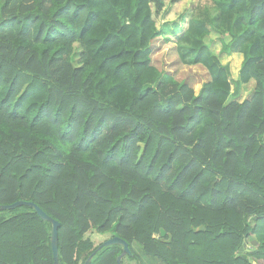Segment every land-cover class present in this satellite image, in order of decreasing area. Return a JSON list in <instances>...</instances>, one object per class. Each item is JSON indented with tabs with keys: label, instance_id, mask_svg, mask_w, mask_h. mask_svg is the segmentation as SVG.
Instances as JSON below:
<instances>
[{
	"label": "trees",
	"instance_id": "obj_1",
	"mask_svg": "<svg viewBox=\"0 0 264 264\" xmlns=\"http://www.w3.org/2000/svg\"><path fill=\"white\" fill-rule=\"evenodd\" d=\"M166 34L197 93L154 64ZM20 201L60 223V264H118L115 237L122 264H264V0H0V207ZM51 236L1 211L0 264H54Z\"/></svg>",
	"mask_w": 264,
	"mask_h": 264
},
{
	"label": "rangeland",
	"instance_id": "obj_2",
	"mask_svg": "<svg viewBox=\"0 0 264 264\" xmlns=\"http://www.w3.org/2000/svg\"><path fill=\"white\" fill-rule=\"evenodd\" d=\"M184 8L185 6L182 5L177 10L178 14L182 13V11H184ZM185 15L189 17L190 14L186 12ZM160 23L161 25L163 24L162 22ZM179 25L182 26L183 29H185V23H179ZM165 39H172V41H168ZM173 39L174 38H172L170 35H167V36H164L163 38H158L157 40L154 41L153 43L154 64L158 68L163 69V72H164V75H166V78L183 82L186 85L190 86L197 93L199 89L201 88L202 84L206 83L209 80L208 73L201 66H195V67L184 66L179 60L178 53H177V46L175 45ZM225 40L229 41L230 37L226 36ZM207 42L211 44L212 53L214 55H219L222 44H221V41H219L218 34L213 33L207 39ZM80 53H81V48L78 45H75V55H74L75 65H78L77 61L79 60ZM220 60L223 64H230V67H232L234 71L236 70L237 65L239 63L237 56H233L232 58H229L226 55H223V56H220ZM237 76L238 75H236V72H235V77L238 78ZM246 91L248 92V95H249V93L251 92V88L248 87ZM126 264H135V263L130 262L129 260H126Z\"/></svg>",
	"mask_w": 264,
	"mask_h": 264
},
{
	"label": "water",
	"instance_id": "obj_3",
	"mask_svg": "<svg viewBox=\"0 0 264 264\" xmlns=\"http://www.w3.org/2000/svg\"><path fill=\"white\" fill-rule=\"evenodd\" d=\"M23 206H28L32 209L35 210V212L39 215V217L45 221V222H50L52 224V236H51V246H52V252H53V260L54 264H60V253H59V241H58V231L60 228V223L51 217H49L42 209H40L36 204L34 203H29V202H17L13 205H8V206H3L0 207V212L1 211H10V210H15L17 208L23 207ZM204 230V227H200L197 232ZM167 233L164 230H161V236L162 238H165ZM166 243H171L172 242V236H169V239L165 241ZM114 245H119L123 248V253L117 258V263L122 264V259L126 257L127 255H131V251L129 248V245L127 242L120 238H112L109 239L107 242H105L102 246L99 247V250L105 248V247H110ZM96 255V252L91 255L88 260L86 261L85 264H91L94 256Z\"/></svg>",
	"mask_w": 264,
	"mask_h": 264
},
{
	"label": "crops",
	"instance_id": "obj_4",
	"mask_svg": "<svg viewBox=\"0 0 264 264\" xmlns=\"http://www.w3.org/2000/svg\"><path fill=\"white\" fill-rule=\"evenodd\" d=\"M233 56H237L238 57V61H239V63H238V65H237V68H236V70L234 71L233 70V68L231 67V72H232V76H233V79H237L236 77H235V72H236V75H238L239 74V70H240V67H241V65H242V62H243V60H244V57H243V55H241V54H234ZM232 56V57H233ZM232 57H229V58H232ZM238 77V76H237ZM248 97V92L245 90L244 92H243V94L241 95V98L242 99H246Z\"/></svg>",
	"mask_w": 264,
	"mask_h": 264
}]
</instances>
